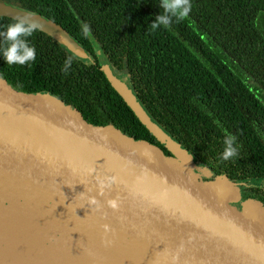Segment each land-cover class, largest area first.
Segmentation results:
<instances>
[{"label":"water","instance_id":"obj_1","mask_svg":"<svg viewBox=\"0 0 264 264\" xmlns=\"http://www.w3.org/2000/svg\"><path fill=\"white\" fill-rule=\"evenodd\" d=\"M0 16L35 19L75 58H92L44 15L0 0ZM96 51L145 129L101 126L49 91L23 92L0 76L3 243L17 246L20 264H264V195L245 199L227 176L211 180ZM98 178L109 185L102 195Z\"/></svg>","mask_w":264,"mask_h":264},{"label":"trees","instance_id":"obj_2","mask_svg":"<svg viewBox=\"0 0 264 264\" xmlns=\"http://www.w3.org/2000/svg\"><path fill=\"white\" fill-rule=\"evenodd\" d=\"M15 2L61 25L92 58L89 62L75 58L52 36L37 30L28 38L36 49V60L24 66L7 65L6 45L0 37V76L23 92L49 91L101 126L111 124L122 132L145 129L102 70L96 44L113 69L122 68L124 62L132 69L129 82L159 124L183 146L201 148L205 142L214 148L215 156L226 132L214 120L200 118L194 105L212 103L217 119L232 130V121L219 112L223 108L214 100L215 85L233 84L237 63L256 70L264 83V0H191L188 18L157 31L150 25L163 13L161 0ZM14 22L0 16V32ZM85 25L90 32L87 37L82 32ZM69 58L71 67L64 72ZM186 111L200 119L184 126ZM180 114L181 127L172 131V120H180Z\"/></svg>","mask_w":264,"mask_h":264},{"label":"flooded vegetation","instance_id":"obj_3","mask_svg":"<svg viewBox=\"0 0 264 264\" xmlns=\"http://www.w3.org/2000/svg\"><path fill=\"white\" fill-rule=\"evenodd\" d=\"M3 2L7 4L12 2L14 7L21 8L16 5L15 0H3ZM114 69L118 75L128 81L132 80V69L125 62L122 68ZM232 71L235 82L230 85L223 83L215 85L217 88L214 93L215 102L224 110L219 109V112L233 123L232 130H229L223 120L217 119L219 116L214 111L216 107L212 103L208 104L203 101L199 107L197 104L194 106L195 109H198L200 118L214 120L222 132L224 128L227 134L236 137V145L239 146L238 157L222 161L221 156L225 147L223 139L222 144L216 149V156L213 154L214 148L208 147L205 142L202 143L201 148L184 146L210 168L213 172L211 180L217 176L225 175L239 186L245 199H253L264 195V83L255 74L256 70L247 69L239 63L234 66ZM183 116L185 117L184 126L195 119H200L187 111ZM183 116L180 114V120L176 117L172 120V131L181 127L179 121L183 120ZM160 147L163 146L160 144ZM162 149L165 153L167 152L168 156H171L166 148Z\"/></svg>","mask_w":264,"mask_h":264},{"label":"clouds","instance_id":"obj_4","mask_svg":"<svg viewBox=\"0 0 264 264\" xmlns=\"http://www.w3.org/2000/svg\"><path fill=\"white\" fill-rule=\"evenodd\" d=\"M191 0H161L160 8L163 9L154 23H151L150 29L153 31L160 30L161 28L168 29L173 21L179 23L189 17L192 11ZM43 28V25L35 20L30 19L28 16L20 18L14 23L6 26V31L0 32V37H3L6 47L3 49V57L7 65H29L30 62L36 60V49L30 46L28 38L32 37L37 30ZM85 37L90 35L89 28L85 25L82 29ZM72 64V59L69 58L65 61L63 71L67 72ZM224 151L222 153V161L233 160L238 157L239 146L236 145V137L234 135L225 134ZM99 180V178H98ZM100 194H103V189L106 185L103 180H99ZM89 203L98 205L99 202L95 197L89 198ZM110 207L115 208V201H108Z\"/></svg>","mask_w":264,"mask_h":264},{"label":"bare ground","instance_id":"obj_5","mask_svg":"<svg viewBox=\"0 0 264 264\" xmlns=\"http://www.w3.org/2000/svg\"><path fill=\"white\" fill-rule=\"evenodd\" d=\"M5 237H0V264H20L21 258L19 253L15 252V248L17 247L15 244L9 242V251L4 250L5 245H7V242L3 243L5 241ZM33 261H29V264H32Z\"/></svg>","mask_w":264,"mask_h":264},{"label":"rangeland","instance_id":"obj_6","mask_svg":"<svg viewBox=\"0 0 264 264\" xmlns=\"http://www.w3.org/2000/svg\"><path fill=\"white\" fill-rule=\"evenodd\" d=\"M1 1H3V0H1ZM4 1H5V0H4ZM5 3H6V2H5ZM6 4H7V3H6ZM7 5L15 6L14 3H12V2H9ZM121 77H122V76H121ZM122 79H123V80H127L126 78H123V77H122ZM127 81H128V80H127Z\"/></svg>","mask_w":264,"mask_h":264}]
</instances>
